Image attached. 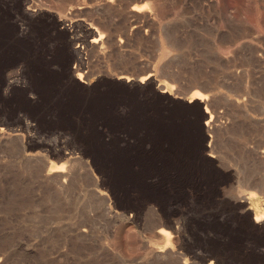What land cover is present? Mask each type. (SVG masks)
Wrapping results in <instances>:
<instances>
[{"label": "rangeland", "instance_id": "rangeland-1", "mask_svg": "<svg viewBox=\"0 0 264 264\" xmlns=\"http://www.w3.org/2000/svg\"><path fill=\"white\" fill-rule=\"evenodd\" d=\"M0 264H264V0H0Z\"/></svg>", "mask_w": 264, "mask_h": 264}, {"label": "bare ground", "instance_id": "bare-ground-1", "mask_svg": "<svg viewBox=\"0 0 264 264\" xmlns=\"http://www.w3.org/2000/svg\"><path fill=\"white\" fill-rule=\"evenodd\" d=\"M77 77H79L80 78V73H77ZM126 80V79H125ZM128 80V79H127ZM72 161V160H71ZM59 168H60V166H59ZM53 169V168H52ZM61 169V168H60ZM59 170V169H58ZM55 172V171H54ZM58 173H60V171L58 172ZM55 174H53V176H54ZM58 175V174H57ZM63 176L65 177L66 175L63 173ZM58 177H60V176H58ZM58 177H56V180H57V178ZM50 178V177H49ZM54 178V177H53ZM51 179V178H50ZM103 195V194H102ZM249 196H250V194H249ZM261 215V212L260 213H256L255 214V220L257 221L258 219H259V217H261L260 216Z\"/></svg>", "mask_w": 264, "mask_h": 264}]
</instances>
